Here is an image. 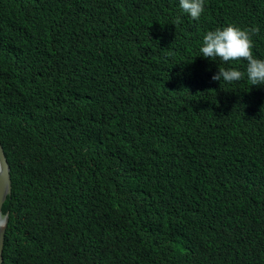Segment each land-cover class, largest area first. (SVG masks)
I'll list each match as a JSON object with an SVG mask.
<instances>
[{
  "label": "trees",
  "instance_id": "obj_1",
  "mask_svg": "<svg viewBox=\"0 0 264 264\" xmlns=\"http://www.w3.org/2000/svg\"><path fill=\"white\" fill-rule=\"evenodd\" d=\"M228 24L264 59V0H0L3 264H264V85L200 56Z\"/></svg>",
  "mask_w": 264,
  "mask_h": 264
},
{
  "label": "clouds",
  "instance_id": "obj_2",
  "mask_svg": "<svg viewBox=\"0 0 264 264\" xmlns=\"http://www.w3.org/2000/svg\"><path fill=\"white\" fill-rule=\"evenodd\" d=\"M179 7L182 13L192 20L199 21L205 12V0H179ZM181 22L178 16L173 24L178 25ZM259 31V27L241 28L235 24L207 31L203 36L200 56L212 61L219 60L223 64L247 62L245 71L220 66L218 73L212 77L213 80H223L230 84L241 81L246 76L251 86L264 85V59L257 58L253 52V36L258 35ZM7 214L3 212V217ZM4 260L0 264H3Z\"/></svg>",
  "mask_w": 264,
  "mask_h": 264
},
{
  "label": "water",
  "instance_id": "obj_3",
  "mask_svg": "<svg viewBox=\"0 0 264 264\" xmlns=\"http://www.w3.org/2000/svg\"><path fill=\"white\" fill-rule=\"evenodd\" d=\"M12 191L11 167L4 146L0 143V263L4 259L8 214L3 217L2 207Z\"/></svg>",
  "mask_w": 264,
  "mask_h": 264
}]
</instances>
